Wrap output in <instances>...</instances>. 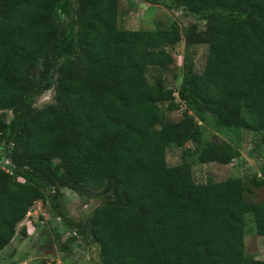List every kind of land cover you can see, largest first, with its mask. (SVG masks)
<instances>
[{
  "label": "trees",
  "instance_id": "trees-1",
  "mask_svg": "<svg viewBox=\"0 0 264 264\" xmlns=\"http://www.w3.org/2000/svg\"><path fill=\"white\" fill-rule=\"evenodd\" d=\"M176 1L192 13L205 5L245 15L209 22L200 73L184 74L173 91L161 78L148 83L149 66L174 63L167 49L180 41L176 25L119 29L118 0H83L73 20L76 51L58 66L54 102L33 109L29 97L52 86L63 39L56 16L68 0H0V111L13 115L0 122L12 169L0 168V251L44 189L95 185L112 197L88 218L102 264H261L245 256L244 228L250 216L264 237V201L246 203L240 177L195 183L190 158L226 165L240 152L223 141L199 142L188 111L202 107L264 131V0ZM159 104L183 105L182 120H166ZM187 142L195 147L182 150ZM169 144L181 148L174 166L166 161ZM250 183L264 180L253 175Z\"/></svg>",
  "mask_w": 264,
  "mask_h": 264
},
{
  "label": "rangeland",
  "instance_id": "rangeland-1",
  "mask_svg": "<svg viewBox=\"0 0 264 264\" xmlns=\"http://www.w3.org/2000/svg\"><path fill=\"white\" fill-rule=\"evenodd\" d=\"M83 0H68L67 11L58 12L57 23L63 34L60 42L59 56L53 55L51 70V88L58 80V66L76 51L74 24L76 12ZM243 19L245 15L222 9H211L202 6L194 13L186 11L176 0H118L117 27L127 30L165 29L175 24L180 41L167 50L174 63L166 69L149 66L145 72L148 83L161 78L170 90H177L184 74L200 73L204 67L207 43V28L211 20ZM65 47L68 50H65ZM68 51V52H67ZM41 64L30 71L33 79L38 78ZM46 91L33 94L29 103L33 109H39L49 103H41V96ZM166 120L177 123L182 120L186 111L183 105L177 109L167 110L166 104H159ZM196 116L199 129L195 136L199 142H227L240 152V157L229 164L215 162H196L190 158L192 176L195 183H218L229 178L240 177L243 182V198L246 203L256 205L264 201V184L253 186L251 177L264 180V131L251 130L236 122L220 120L211 111L199 108ZM9 110L0 111L1 125H7L12 118ZM160 130V126H156ZM195 145L187 142L183 149L192 150ZM9 146L0 145V168L11 172L6 152ZM181 148L167 146L166 161L169 166L178 164ZM189 159V160H190ZM60 173L62 169L58 159L51 160ZM15 182L23 183L20 175H14ZM111 196L101 193L95 185L56 186L44 189V199L36 201L25 218L17 225L16 234L10 243L0 251V264H102L99 248L92 240L88 230V218L92 211L109 200ZM25 229V235L20 231ZM244 253L247 258L264 264V237L256 228L252 218L246 217L244 228Z\"/></svg>",
  "mask_w": 264,
  "mask_h": 264
},
{
  "label": "clouds",
  "instance_id": "clouds-1",
  "mask_svg": "<svg viewBox=\"0 0 264 264\" xmlns=\"http://www.w3.org/2000/svg\"><path fill=\"white\" fill-rule=\"evenodd\" d=\"M54 102V93L52 90H47L41 96V103H53Z\"/></svg>",
  "mask_w": 264,
  "mask_h": 264
}]
</instances>
